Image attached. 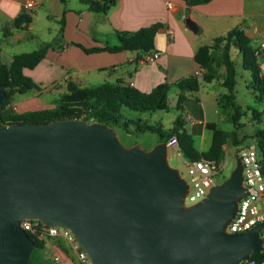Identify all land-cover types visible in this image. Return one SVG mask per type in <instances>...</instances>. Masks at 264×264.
<instances>
[{
    "label": "water",
    "instance_id": "1",
    "mask_svg": "<svg viewBox=\"0 0 264 264\" xmlns=\"http://www.w3.org/2000/svg\"><path fill=\"white\" fill-rule=\"evenodd\" d=\"M5 96L0 83V105ZM159 139L125 146L115 128L78 118L0 124V264H28L26 218L69 229L92 264H237L259 253L264 221L225 230L246 195L240 156L185 206L188 185Z\"/></svg>",
    "mask_w": 264,
    "mask_h": 264
},
{
    "label": "crops",
    "instance_id": "2",
    "mask_svg": "<svg viewBox=\"0 0 264 264\" xmlns=\"http://www.w3.org/2000/svg\"><path fill=\"white\" fill-rule=\"evenodd\" d=\"M27 1H32L34 5L24 11L22 6ZM22 12L29 14L31 21L27 27L16 28L12 22ZM186 17L198 24V31L186 26ZM202 18L210 22L219 20V25L235 22L231 28L242 27L254 46L264 37V12L258 0H211L191 7L181 0H0V26L6 30V36L22 39L21 31L27 30L31 38L38 40L35 49L46 43L54 46L47 49L45 56L33 69L24 70L40 86L37 94L55 84L66 85L68 81L83 86L91 78L101 80L99 83L122 81L142 92H149L162 82L174 83L180 78L193 75L199 71L194 53L204 44L199 41L205 29ZM50 22L56 23L57 27L50 26ZM60 22H63L61 36ZM155 23H159L160 27L154 38V50L159 51L160 55L154 61L145 60L142 52L86 53L77 45L90 48L116 44V31H136ZM168 30L172 33L168 34ZM10 61H2L0 50V63L8 64ZM259 62L264 73V53L260 54ZM214 83H202L197 91L187 93L184 100L200 89L213 87ZM33 95L21 102L25 108H35L39 104V98ZM217 101L218 97L215 102L218 109H221ZM199 103L200 115L189 124L188 133L199 136L203 141L208 122L229 131L215 121L205 119L202 103ZM40 106L36 109L45 108ZM218 109L215 110L217 113ZM229 114L230 110L224 109L220 114V122L231 123ZM187 118L190 116L187 115ZM64 248L67 250L56 248L52 257L58 255L63 264H76L75 260L79 264L72 247L69 245ZM50 263L55 264L52 258Z\"/></svg>",
    "mask_w": 264,
    "mask_h": 264
},
{
    "label": "trees",
    "instance_id": "3",
    "mask_svg": "<svg viewBox=\"0 0 264 264\" xmlns=\"http://www.w3.org/2000/svg\"><path fill=\"white\" fill-rule=\"evenodd\" d=\"M186 6H196L211 0H181ZM102 10L104 8L101 7ZM31 17L22 12L12 22L16 28L27 27ZM159 23L141 27L136 31H116V44H105L102 47L85 48L77 44L86 53L109 51H137L146 53L154 49V38ZM63 22H60L59 35H62ZM52 43H46L38 49L30 52L15 54L8 64L0 63V83L5 84L6 96L0 105V124L25 123V122H49L61 118H78L86 121H99L113 128L121 126L126 128L129 123H135L138 132H156L162 140L167 142L172 136L178 140L179 151L186 162H192L201 158L212 159L221 163L224 158V144L231 139L234 146L240 144L237 139V130L244 126L240 121L242 116H247L250 111L253 122H261L264 114V73L260 67L259 56L261 52L252 44L250 37L240 26H235L225 34L215 36L210 43L199 46L194 53L200 75H190L175 81L174 83L162 82L149 92H142L122 81L115 83L102 82L92 86H80L73 81H68L66 90L53 100L50 107L29 109L16 112L12 106V97L15 93H24L28 90H40V86L25 74V69H33L45 56ZM232 50L241 56V67L250 74L246 87L254 97V101L261 104V108L247 105L244 109L235 101L236 62L232 56ZM217 81L227 93L218 97V105L230 110L229 119L233 129L223 130L213 122L206 123L211 131V142L204 151L197 152L193 146L192 135L184 129V122L180 117L175 118L173 125L163 131L157 126H152L137 120H123L120 110L125 107L137 112H150L156 109H167V93L172 86L178 89L177 107L180 108L186 94L197 91L202 83ZM247 109V110H246ZM256 147L261 152L264 161V127L258 128L251 135ZM160 140V139H159ZM237 152V149H236ZM35 243L28 264H46L41 253L45 243L29 234ZM59 241V239H58ZM61 247L60 245H58ZM65 251V248L61 247ZM257 261L264 260V253H253L249 256Z\"/></svg>",
    "mask_w": 264,
    "mask_h": 264
},
{
    "label": "rangeland",
    "instance_id": "4",
    "mask_svg": "<svg viewBox=\"0 0 264 264\" xmlns=\"http://www.w3.org/2000/svg\"><path fill=\"white\" fill-rule=\"evenodd\" d=\"M261 6L262 11L264 12V0H258ZM203 25L205 27L204 33L200 35L199 41L204 44H208L211 40L216 36L222 33H225L228 29L234 26L235 22H229V24L222 23L218 24L219 20H215L210 22L211 20L202 18ZM236 21V20H235ZM224 22V21H223ZM213 24V26H212ZM7 26V25H6ZM9 26V25H8ZM39 26V25H38ZM50 26L57 27L56 23H51ZM11 28V25L9 26ZM42 27V26H41ZM43 28V27H42ZM6 30L1 28L0 26V50H1V59L2 61H8L15 54H20L24 52H30L35 49L37 44V39L31 38L30 33L27 30L21 31L23 36L22 39H14L12 37L6 36ZM39 39V38H38ZM115 41V40H114ZM233 59L236 62V84L234 87L235 90V101L239 105L243 106L244 109L247 105H254L257 108H261V104L254 101V97L250 90L246 87L250 74L247 70L241 67V56L237 54L234 50H232ZM101 80L98 79H90L89 82L83 84V86H92L99 83ZM215 82L213 87H206L204 89H200L198 93H192V95H188L187 99L183 101L181 107H177V92L178 89L175 86H172L171 89L167 93L168 98V108L167 109H156L150 112H137L130 110L128 108L123 107L120 110V114L122 115L123 120H137L141 119L142 122L147 123L152 126H157L159 129L163 131H167L172 125L175 118L180 117L184 122V129L188 131L189 124L192 121L196 120V117L200 115V109L202 103L205 119L208 121H215L218 123L220 127L228 128V130H232L233 126L228 122H220L221 113L224 112V109H218L217 104L215 102L216 97L221 96L224 93H227V90L221 86V84L217 81ZM66 90L65 83L59 85H53L49 89H45L37 94V90L31 89L24 93H15L12 97L11 106L16 112H21L24 110H31L38 108L41 106L50 107L53 104V100L59 97V93ZM35 93V95H33ZM37 96L39 98V104L35 105L31 108H25V105H22L21 102L25 99L31 98V96ZM40 106V107H41ZM218 109V113L215 111ZM247 110V109H246ZM247 116H242L240 121L244 123V126L238 128L237 130V139L240 140L241 145H255V142L252 138H245L244 136L251 135L253 131L257 130L260 127H264V117L262 116V121L257 123L251 120L250 111H248ZM187 115L190 118H187ZM115 130L118 134L120 141L125 146H130L133 144L140 145L143 149H150L158 140L159 136L156 132L143 131L138 132L136 130L135 123H129L126 128L121 126H116ZM210 134L211 131L206 129L204 131L205 138L203 141L200 140L199 136L193 135V146L197 152L202 150H206L210 143ZM237 146H234L231 139L226 141V145L224 147V158L222 159L220 166L221 172L214 179V183H221L224 179H226L232 169L235 167V155L237 154L236 149ZM166 160L167 163L178 170L179 174L182 177H186L187 172V163L184 160L182 154L179 151L178 145H169L166 148ZM59 239V241H58ZM45 246L41 249V253L46 261V264H51L50 260L52 258L53 252L56 248L61 249L64 246H69L62 238L54 237V238H46L43 240ZM55 245V250L54 246ZM60 245L61 247H59ZM65 250H67L65 248ZM75 263L77 261L75 260Z\"/></svg>",
    "mask_w": 264,
    "mask_h": 264
},
{
    "label": "built area",
    "instance_id": "5",
    "mask_svg": "<svg viewBox=\"0 0 264 264\" xmlns=\"http://www.w3.org/2000/svg\"><path fill=\"white\" fill-rule=\"evenodd\" d=\"M32 1L23 4L22 9L28 11L33 7ZM172 31L168 30V34ZM257 49L264 53V37L260 38ZM160 55L159 51L151 50L144 53V59L154 61ZM200 75V70L195 72ZM192 122V120H191ZM169 145H178V140L172 136L167 142ZM237 154L240 156L243 166V186L246 195L238 202L234 217L226 226V232H243L259 222L264 221V161L261 152L256 145H239ZM187 163L186 177H183L188 185L184 196V205L190 206L206 196L209 188L214 185V179L221 172L220 163L215 160L201 158ZM21 227L27 233L39 240L59 237L69 244L75 252L79 264H92L87 253L76 242L72 232L64 227L49 226L38 219L26 218L21 221ZM261 251L264 253V227L260 231ZM55 264H63L58 255L52 257ZM237 264H264V260L257 261L250 257L239 261Z\"/></svg>",
    "mask_w": 264,
    "mask_h": 264
}]
</instances>
